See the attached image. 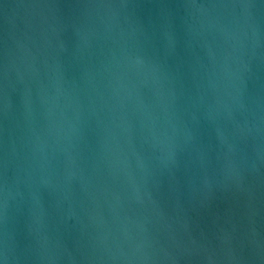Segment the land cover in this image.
I'll return each instance as SVG.
<instances>
[{
	"label": "water",
	"instance_id": "water-1",
	"mask_svg": "<svg viewBox=\"0 0 264 264\" xmlns=\"http://www.w3.org/2000/svg\"><path fill=\"white\" fill-rule=\"evenodd\" d=\"M0 264H264V0H0Z\"/></svg>",
	"mask_w": 264,
	"mask_h": 264
}]
</instances>
